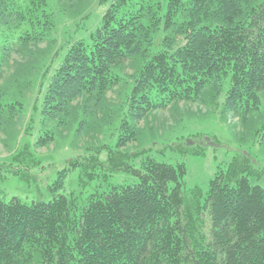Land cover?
Wrapping results in <instances>:
<instances>
[{
    "label": "trees",
    "instance_id": "obj_1",
    "mask_svg": "<svg viewBox=\"0 0 264 264\" xmlns=\"http://www.w3.org/2000/svg\"><path fill=\"white\" fill-rule=\"evenodd\" d=\"M86 1L0 0V124L15 121L27 90L37 88L32 108L45 124L65 125L79 113L100 127L117 123L115 146L91 147L84 163L105 179L122 170L139 180L82 196L81 205L75 195L0 198V264H264V186L252 183L264 175L256 158L264 157V121L251 131L257 154L220 167L206 194L185 187V163L122 151L156 111L179 103L214 105L224 94L223 112L244 121L260 109L264 0H105L88 41L56 52L49 45L36 62H16L3 76L14 55L54 40L59 12ZM52 139L50 132L38 144ZM27 154L23 148L13 158ZM86 173L92 179L97 171Z\"/></svg>",
    "mask_w": 264,
    "mask_h": 264
},
{
    "label": "rangeland",
    "instance_id": "obj_2",
    "mask_svg": "<svg viewBox=\"0 0 264 264\" xmlns=\"http://www.w3.org/2000/svg\"><path fill=\"white\" fill-rule=\"evenodd\" d=\"M105 0H87L69 7L68 15L59 12L58 26L52 34V41H45L33 47L32 55L22 58L14 55V61L6 68L3 76L15 70L17 63L36 62L40 54L53 46L57 51L62 46L88 37L107 7ZM52 42V44H50ZM54 53V52H53ZM53 55V54H52ZM37 57V58H36ZM129 71V70H128ZM2 76V77H3ZM4 77L1 78V81ZM29 102L22 114L15 121L0 124V198L10 201L18 197L22 201H50L56 195H75L81 205L83 197L96 191H107L112 185H132L138 177L132 172L117 171L108 179L101 169L87 168L85 156H91V147L107 144L114 147L120 130L109 124L100 127L89 114L79 113L76 120L65 125L56 121L43 123L41 110L32 108L37 88L27 90ZM116 94L110 93L114 102ZM224 94L217 99V104L208 105L200 101L179 103L167 109L156 111L152 118L141 124L143 132L139 139L130 142L124 152L135 153L146 149L147 153L161 162L186 164L185 187H200L206 194L210 180L220 167L226 169L237 155L256 153L251 131L264 121V95L258 111H253L245 121L232 112H223ZM9 116V112L4 113ZM53 133L51 141L38 144ZM26 149L28 154L21 160H14L16 152ZM200 150L202 153H194ZM257 154V153H256ZM144 155V154H143ZM142 156V155H141ZM80 157V158H79ZM104 152L101 158L105 159ZM79 158L83 164L72 168L71 160ZM262 161L258 168L264 167V157L256 155ZM140 158L130 159L129 163L138 165ZM68 168L62 187H55L63 170ZM97 171L90 178L86 171ZM17 171V173H16ZM252 183L264 186V175L252 178ZM81 195V196H80ZM83 196V197H82Z\"/></svg>",
    "mask_w": 264,
    "mask_h": 264
}]
</instances>
